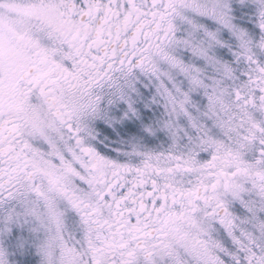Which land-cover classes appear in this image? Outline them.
Returning <instances> with one entry per match:
<instances>
[{
  "label": "snow or ice",
  "instance_id": "6c2138e0",
  "mask_svg": "<svg viewBox=\"0 0 264 264\" xmlns=\"http://www.w3.org/2000/svg\"><path fill=\"white\" fill-rule=\"evenodd\" d=\"M0 264H264V0H0Z\"/></svg>",
  "mask_w": 264,
  "mask_h": 264
}]
</instances>
